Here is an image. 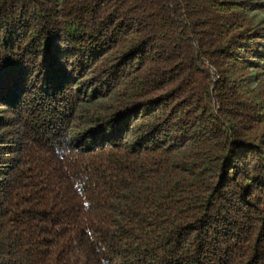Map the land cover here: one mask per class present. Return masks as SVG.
<instances>
[{"label":"trees","instance_id":"16d2710c","mask_svg":"<svg viewBox=\"0 0 264 264\" xmlns=\"http://www.w3.org/2000/svg\"><path fill=\"white\" fill-rule=\"evenodd\" d=\"M256 9L0 0V264H264Z\"/></svg>","mask_w":264,"mask_h":264},{"label":"rangeland","instance_id":"374dc122","mask_svg":"<svg viewBox=\"0 0 264 264\" xmlns=\"http://www.w3.org/2000/svg\"><path fill=\"white\" fill-rule=\"evenodd\" d=\"M251 4L252 7L256 8L257 6L264 5V0H245ZM248 16L254 21L258 22L264 19V11L252 10L248 12Z\"/></svg>","mask_w":264,"mask_h":264}]
</instances>
